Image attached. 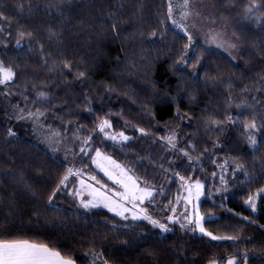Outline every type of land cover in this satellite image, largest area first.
Here are the masks:
<instances>
[{"label":"trees","instance_id":"obj_1","mask_svg":"<svg viewBox=\"0 0 264 264\" xmlns=\"http://www.w3.org/2000/svg\"><path fill=\"white\" fill-rule=\"evenodd\" d=\"M200 2L211 7L231 32L239 36L240 50L238 58L233 59L220 49L202 43L193 45L188 55L200 56L195 74L190 66L176 62L178 50L186 43L184 33L171 26L163 37L148 35L153 30L159 31L167 0H0V11L9 17L13 32L23 25L51 52L50 62L64 57L72 59L76 67L87 72V78H73L67 73L65 77H57L42 64L38 45L31 49L27 45L17 47L12 38H8L11 42L7 46L0 43V59L18 68L19 78L11 89L16 101L22 100L18 95L21 90L33 96L32 83L45 82L53 90L52 102L57 111L89 128L93 113L77 107L85 95L92 97L91 106L101 115L109 108L113 112L123 111V119L113 117L117 128L126 119L164 135L167 123L184 140L194 137L193 142L199 145L207 143L208 135L213 139L219 135L217 155L203 157V167L209 173L218 171L212 159L221 163L236 158L249 169L253 179L249 184L237 172L235 182L230 181L231 186L224 194L227 199L223 203L227 207L214 202L221 199L216 194L214 198H202L201 210L206 215L214 213L209 215L212 222L206 226L216 235L238 239L214 240L179 225L162 232L147 221L123 220L106 209H83L67 194L57 195L50 204L47 196L63 174L66 162L23 135L9 136L8 126L1 119L0 238L48 244L72 254L78 264L86 259L92 242L103 244L105 255L114 264H209L213 259L227 264L229 255H236L239 260L245 252L247 264H264V227H261L264 201L257 202L255 212L243 201L249 187L254 191L264 185V151H255L245 143L238 131L239 124L225 125L222 133H207L202 122L214 113L224 115L230 91L234 97H247L254 105L251 111L257 120L264 116V91L240 92L264 75V28L245 21L239 14L247 0H236V8L225 6V0ZM110 13L118 15V35L111 29ZM50 29L59 33V37ZM109 86L114 91H106ZM177 107L188 116L187 120L176 119ZM231 110L234 114L241 111ZM251 111H244L243 115L250 117ZM46 122L60 128L58 121L49 118ZM126 131L137 138L127 142L123 150L112 147L109 141L104 150L122 163H131L137 174L146 173L148 179L155 175L159 179L156 165L149 159L137 162L136 157L163 163L158 158L167 154L160 143L142 137L132 128ZM180 163L178 160L177 164ZM88 166L102 182L111 184L93 165ZM196 175L204 179L199 171ZM205 182L219 184L218 179L211 177ZM176 191L177 182L166 186L169 196ZM103 235L107 236L106 241L101 240Z\"/></svg>","mask_w":264,"mask_h":264},{"label":"snow or ice","instance_id":"obj_2","mask_svg":"<svg viewBox=\"0 0 264 264\" xmlns=\"http://www.w3.org/2000/svg\"><path fill=\"white\" fill-rule=\"evenodd\" d=\"M191 5L192 0H175V2L167 0V10L160 20L159 31L153 30L148 35L163 37L170 31L171 26L178 28L184 33L186 43H183L178 50L176 62L180 65L190 66L195 74L200 56L197 55L193 58L188 55L194 44L190 27H195V25L190 26L187 21L191 16H199L200 13L195 11ZM225 6L236 8L238 5L236 0H225ZM19 7L22 9L23 4H20ZM242 8L243 11L239 14L245 21L264 28V0H247ZM109 17L111 29L118 35L119 33L116 31L118 15L110 13ZM49 31L59 37V33L52 29ZM0 34H3L0 43L5 46L11 42L8 38H12L17 47L27 45L31 49L38 45L42 64L48 66L50 71L55 72L57 77H65L67 73L73 78H87V72L76 67L72 59L64 57L58 61L50 62L48 57L52 55L51 52L35 40L34 33L26 30L23 25L16 27L13 32L9 17L3 11H0ZM140 35L144 36L145 34L141 33ZM233 36L236 37V42L227 43L223 40L221 33L209 29L205 34V40L216 43L231 56L233 51L238 50L240 39L235 32H233ZM232 58L236 57L232 56ZM18 78L17 66L0 59V86H3L6 96L13 95L11 89L15 86V81ZM231 87L229 84V88ZM105 90L109 93L114 91L110 86ZM31 91L34 93L33 96L25 95L24 90L18 93L22 100L13 105L14 113L10 118L30 120L34 128L39 127L42 130H47L45 139L49 150L52 153L63 152L64 154L66 166L63 174L47 196L50 204L54 202L57 195L67 194L73 202L78 203L79 207L91 210L102 206L123 220L147 221L162 232L172 231V226L179 225L181 229L191 232L199 231L214 240L238 239L237 236L216 235L206 226L212 222L209 220V215H214V213L206 215L201 210L202 198H214L216 194H220L221 199L214 202L219 207H227L223 203L227 199L224 194L231 186L230 181L235 182L237 172L242 173L249 184L253 179L249 169L236 158L231 161L226 159L221 163L212 159V163L218 171L209 173L203 167V157L207 155L212 158L217 155L215 150L220 145L219 135L215 139L212 135H208L207 143L199 145L193 142L194 137L184 140L177 129L169 127L167 123L164 125V135H161L159 131L153 132L151 127H142L126 119L123 120V126L117 128L114 125L113 117L123 119V111L113 112L109 108L101 115L91 106L92 97L85 95L82 104H78L77 107H84L87 112L93 113L92 126L89 128L86 124L79 123L75 119H66L65 115H61L60 111H57V105L52 102L53 90L47 83H32ZM254 91H264V75H260L252 87L245 85L240 89L241 93ZM233 108L241 111L234 114L231 110ZM253 108L254 105L248 102L246 96L234 97L230 91L223 109L224 115L220 116L216 113L210 115L202 121L204 128L207 133H222L225 125L236 126L239 124L238 131L242 133L245 143L255 151H264V116L257 120L255 112L251 111ZM244 111H251L250 117H245ZM149 114L154 116L153 113ZM49 118L58 121L60 128H53L52 124L45 123ZM176 119L187 120L188 116L177 107ZM128 128H132L133 132L140 133L142 137H151L153 141L160 143L161 148L167 154H162L158 158L163 163H157L156 160L139 155L136 157L137 162L149 159L151 164L156 165L159 179L155 175L152 179H148L146 173L145 175L137 174L136 168L131 163H122L104 150L109 141L112 147H119L121 150L125 148L127 142L134 141L137 137L129 134L126 131ZM7 133L9 136L16 135L11 127L7 128ZM68 145H72V147L69 148ZM77 157H79V162L76 160ZM85 160L88 163H85ZM178 160L181 161L180 164H177ZM89 164L94 165L114 184L109 186L102 182L89 168ZM181 169L184 170L183 173ZM197 171L204 176V179L196 175ZM208 177H211L212 180L218 179L219 184H206L205 181ZM173 182H177V191L169 196L166 186ZM243 201L255 212L257 202L264 201V185L257 187L254 191L249 187ZM229 211L234 210L229 209ZM160 213L165 214L161 215ZM236 215L242 214L236 213ZM244 219L250 220L251 218L244 217ZM113 226H116L115 222H113ZM101 240L106 241L107 236H101ZM105 251L103 244L97 245L92 242L89 251L85 254L86 259L80 261L79 264H114L105 255ZM247 262L246 252L241 254L239 260L236 255H229L227 260V264H247ZM0 264H78V260L72 254L49 247L45 243L19 238H0ZM209 264H219V262L213 259L209 261Z\"/></svg>","mask_w":264,"mask_h":264},{"label":"rangeland","instance_id":"obj_3","mask_svg":"<svg viewBox=\"0 0 264 264\" xmlns=\"http://www.w3.org/2000/svg\"><path fill=\"white\" fill-rule=\"evenodd\" d=\"M174 2H175V0H174ZM191 6L195 11L200 13L199 16H195V15L191 16L189 18V20L187 21V23H189L190 26L193 24L195 25V27H190V30L192 31L193 37H194V44L193 45L198 44V43H202L209 48H217V49H220V50L226 52L224 50V48L219 47L216 43L206 42L205 34H207L208 30L211 29L214 32L221 33L223 40L226 41L227 43L236 42V37L233 36V33L231 32L229 27L226 26L225 23H223L216 16L215 12L213 11V9L211 7L201 3L200 0H192ZM239 50H240V44L238 43V50L233 51L231 56H235L236 58H238ZM226 53H228V52H226ZM19 101H21V100H19ZM17 102L18 101H16V99L13 95L6 96V93H4L3 86H0V119L5 124H7L8 127H11L15 131L16 135H23V136L29 138L30 140H32L36 144L45 148L47 151H49L54 156H57L58 158H61L62 160L65 161L63 152L52 153L49 150L48 145L46 143V139H45V134H46L47 130H42L39 127L34 128L33 123L30 120H16L14 118H10L14 113L13 105H15ZM45 123H47V122L45 121ZM68 147L71 148L72 145H68ZM76 160H77V162H79V157H77ZM94 169L100 175L107 178L106 176H104V174L102 172L99 171V169H96L95 166H94ZM107 180H108V178H107ZM109 182L111 183V184H109V186H112L114 184L113 181H109ZM97 208L106 209V208H103L102 206L97 207ZM86 210H88V209H86ZM106 210H108V209H106ZM163 214H165V213H161V215H163ZM196 232L198 234H202L199 231H196Z\"/></svg>","mask_w":264,"mask_h":264}]
</instances>
